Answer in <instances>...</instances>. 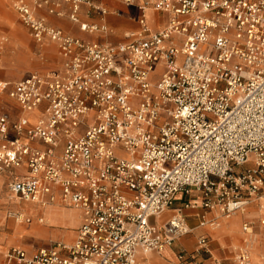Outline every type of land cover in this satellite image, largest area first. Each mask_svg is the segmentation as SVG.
<instances>
[{
	"label": "built area",
	"instance_id": "2783aa9c",
	"mask_svg": "<svg viewBox=\"0 0 264 264\" xmlns=\"http://www.w3.org/2000/svg\"><path fill=\"white\" fill-rule=\"evenodd\" d=\"M13 2L63 63L0 79V94L19 111L14 119L0 111V176L37 213L9 217L46 225L40 211L61 207L77 211L80 224L70 243L0 248L2 264H136L138 253H162L191 232L185 209L217 211L199 224L213 229L220 218L264 210V0H142L140 31L119 45L85 42L38 15L60 16L64 4L74 23L83 5L105 14L91 0ZM149 10L170 15L168 25L153 31ZM193 194L166 224L151 223ZM242 230L253 239V224ZM249 240L234 249L236 264H252L258 243ZM209 247L201 236L177 264H200Z\"/></svg>",
	"mask_w": 264,
	"mask_h": 264
},
{
	"label": "crops",
	"instance_id": "0c3cea01",
	"mask_svg": "<svg viewBox=\"0 0 264 264\" xmlns=\"http://www.w3.org/2000/svg\"><path fill=\"white\" fill-rule=\"evenodd\" d=\"M91 1L94 5L101 7L105 11V14H101L91 9L87 5H83L81 6L79 14L80 23L96 25L100 28L103 27L105 28L104 31L99 30L96 32H90L82 30L80 28V23H74L72 20H70V6L67 4L63 5L62 14L60 16L49 14L46 11H40L38 15L44 17L46 23L49 26L62 29L66 34L89 43L112 45L125 44L130 42L132 40V37L140 31V26L138 23L139 10L136 6L140 5L142 0H131L134 6L128 5L125 0ZM154 1L156 0H152V2ZM169 20L170 15L166 13H157L151 10H149L148 12V23L151 29L155 32L165 28L168 25ZM53 46L54 43L49 41V49L46 50V54L51 55L54 49ZM62 63L63 61L60 55H58V67L57 69H55V71L61 69ZM30 73H28L26 76H28ZM8 103L13 105V107L18 111V106H16L14 102L9 99ZM195 199H197L196 194H193L191 196H177L175 208L164 213L160 217L152 218L150 220L151 223L159 226L166 224L176 208H180L184 204H187ZM28 208L23 209V212H26H24L25 214H30L26 211ZM214 212L217 211H208L203 209L201 206L197 207L196 209H185L184 216L186 218L188 227L191 229V232L185 236L178 238L172 246L165 248L162 253H151L149 255L138 253L136 257V264H177L178 253L181 251H194L201 236H207L209 238L210 247L208 253H203L197 256V261L200 264H236L234 250L235 245H237L240 240H242V238L244 240L246 236L239 227V223L242 217L239 215L232 218L231 220L220 221V226L217 229H213L209 226L200 228L199 224L203 220H212L218 216L215 215L216 213ZM246 215L251 218L253 217V215L258 216L255 208L254 210L252 208H249ZM164 216H168V218H164ZM50 222L51 219L49 217L48 224H51ZM79 224L80 220L78 219L74 229L78 228ZM36 227H39L40 232L43 233L49 230L48 227L50 226L45 227L44 225ZM258 228L259 230L257 228L256 230L259 231L262 236H264V228ZM53 235H56L58 239L62 240L60 234ZM70 235L71 234L69 233L66 240L70 239ZM74 238L75 235L73 233L70 241L72 242ZM66 240L62 241L70 243ZM173 258H175V262L173 261ZM252 264H264V239L254 248L252 254Z\"/></svg>",
	"mask_w": 264,
	"mask_h": 264
},
{
	"label": "rangeland",
	"instance_id": "374dc122",
	"mask_svg": "<svg viewBox=\"0 0 264 264\" xmlns=\"http://www.w3.org/2000/svg\"><path fill=\"white\" fill-rule=\"evenodd\" d=\"M32 4V0H27ZM51 42V41H50ZM49 41L39 43L32 35L29 27L23 24L20 14L14 6L13 0H0V79L9 83H15L23 79L30 72L38 73H51L57 69V59L59 51L54 44V49L51 55L46 54ZM9 98L6 94H0V111L8 113L13 119L18 116V111L13 105L8 103ZM5 110V111H4ZM0 248L5 251L12 247H20L29 252L35 251L40 248L49 247L52 242L60 240L53 234H60L62 240H66L70 233V239L66 240L71 242V236L75 235V224L79 219V213L73 209L53 207L47 210H42L40 213L46 217H50L51 224H46L49 230L39 232L37 234H25V231L30 229H40L36 226H44L34 224L29 226L15 222L14 219L9 217L11 211H22L29 207L32 211L29 215L37 217L35 210L29 204H20L9 200V194L6 189L7 178L0 176ZM254 210V208H252ZM255 210H258L256 208ZM215 215L219 216L217 212ZM247 212L238 214L242 217L239 227L242 230L244 223H251L255 229L253 238L258 243H261L264 236L261 235L258 227H260V216L253 215L248 217ZM168 218V216H164ZM233 218V217H232ZM221 221L225 220L220 218ZM233 222V221H231ZM21 229V230H17ZM25 229V230H24ZM17 231L23 233L19 234ZM31 231V230H30ZM36 235V236H34ZM243 243V238L235 245V248H240ZM3 257L0 254V264H2ZM175 262V258H173Z\"/></svg>",
	"mask_w": 264,
	"mask_h": 264
},
{
	"label": "bare ground",
	"instance_id": "6f19581e",
	"mask_svg": "<svg viewBox=\"0 0 264 264\" xmlns=\"http://www.w3.org/2000/svg\"><path fill=\"white\" fill-rule=\"evenodd\" d=\"M9 200L10 201H12V202H18L19 203V201L17 200V199H14L13 197H11L10 195H9ZM27 212H29V213H31L32 211L28 208L27 210H26ZM21 213H23V214H25L24 212H22V211H20ZM247 212H248V210H247ZM256 212H257V214H258V216H261V215H263L264 214V210H261V209H259V210H256ZM236 216H239V215H236ZM236 216H234V217H236ZM233 217V218H234ZM12 219V218H11ZM232 218H230V219H225V220H231ZM16 222V221H15ZM52 222V221H51ZM50 222V223H51ZM19 223V222H18ZM48 223H49V220H48ZM17 230H21V229H17ZM25 230V229H24ZM31 230V231H30ZM29 231L27 230V231H25L24 233L25 234H27V235H29V234H37V233H39L40 232V229H30ZM19 232V234H21V233H23V232H21V231H17V233ZM253 236H255V235H253ZM244 240H249V238H247V236H245V239ZM251 241V245L254 243V238L252 239V240H249V242ZM253 246H254V244H253ZM252 254H253V251H252Z\"/></svg>",
	"mask_w": 264,
	"mask_h": 264
}]
</instances>
